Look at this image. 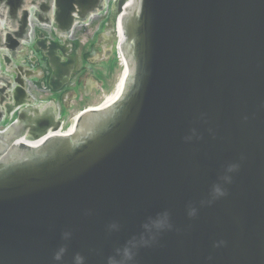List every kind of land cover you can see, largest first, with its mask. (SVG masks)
Segmentation results:
<instances>
[{
  "label": "water",
  "instance_id": "95a60500",
  "mask_svg": "<svg viewBox=\"0 0 264 264\" xmlns=\"http://www.w3.org/2000/svg\"><path fill=\"white\" fill-rule=\"evenodd\" d=\"M104 2L0 0V122L17 113L0 131V264H264V0H115L123 94L53 135L64 122L27 80L50 65L60 91L76 59L64 36L32 45L30 15L65 35Z\"/></svg>",
  "mask_w": 264,
  "mask_h": 264
},
{
  "label": "rangeland",
  "instance_id": "374dc122",
  "mask_svg": "<svg viewBox=\"0 0 264 264\" xmlns=\"http://www.w3.org/2000/svg\"><path fill=\"white\" fill-rule=\"evenodd\" d=\"M114 1L115 0H107V2L111 4V13ZM110 9H105L104 13L96 18L90 26L80 28L81 25H78L76 28L77 37H79V45L83 52L89 51L91 49V43L96 41L100 44V47H103L105 50V55L102 54L101 56L98 55L93 58V64H91L92 69L88 73V79L98 83L89 93L87 92L88 95L84 93L82 87L79 89L78 85L75 84L71 85L69 92H66L64 96L65 99H62V95H64L63 93L65 92L53 93V96L56 97L58 106H60L59 110H61V115L66 121V128L70 127L80 111L101 103L105 98V94L114 90L123 71V66L118 57L117 48L119 37L116 32L115 22L111 19V13L107 16L105 15L107 10ZM98 50L102 51L100 48ZM83 63L86 64L87 61L83 59ZM30 87L32 89V95L36 100L46 99L52 95L46 89L41 88L36 90L34 84L32 86L30 84ZM75 94L77 95L73 96ZM14 120L15 117L3 120L0 122V129H4Z\"/></svg>",
  "mask_w": 264,
  "mask_h": 264
},
{
  "label": "flooded vegetation",
  "instance_id": "af4514ba",
  "mask_svg": "<svg viewBox=\"0 0 264 264\" xmlns=\"http://www.w3.org/2000/svg\"><path fill=\"white\" fill-rule=\"evenodd\" d=\"M80 28H86L84 26H80ZM55 31V28H54ZM100 34V33H99ZM59 37L54 36L53 39L54 40H58ZM72 44H67L66 47L70 48V55H74L75 59H76V64H75V68L73 70L72 73V77L70 79V81L59 91V92H65L63 93V98L65 99V95L66 92H69L71 85L75 84L78 85V88L80 89V87H82V89L84 90V93L86 94L87 92L91 91V84L88 81V73L89 71L92 69L91 64H93V58L97 57L98 55H105V50L103 49V47H100V44L97 43L96 41L91 43V49L90 51H93V53L91 55H86V51H82L80 45H79V37H77V32L76 29H74L73 33H72ZM101 49L102 51L98 50ZM89 52V51H88ZM87 52V53H88ZM83 59L85 61H87V63H83ZM65 61V59L62 60V63ZM52 68L50 67V65H48L46 67V69L43 70H37V72H39L38 77H35L34 80L35 82L33 83L35 86V89H41L43 86V82H45V80L48 79V77H50L51 73H52ZM47 91L52 93H58L55 92L51 86H49L47 88ZM77 94L73 95L76 96ZM59 116L61 117V114L59 112Z\"/></svg>",
  "mask_w": 264,
  "mask_h": 264
},
{
  "label": "bare ground",
  "instance_id": "6f19581e",
  "mask_svg": "<svg viewBox=\"0 0 264 264\" xmlns=\"http://www.w3.org/2000/svg\"><path fill=\"white\" fill-rule=\"evenodd\" d=\"M138 2V0H128V3L126 4L125 7V11H128L130 9H132L136 3ZM116 32L118 34L119 37V42H118V57L119 60L121 62V65L123 66V71L121 73V76L119 78V80L117 81V84L115 85V88L112 92L110 93H106L105 94V98L101 103H98L94 106H90L91 109H105L108 108L111 104L115 103L118 99H120L121 95L123 94L125 85H126V79L128 77V74L131 73V66L129 63V60L126 59L123 51H122V47H121V43L125 40V31L122 25V19L119 18L118 22L116 23ZM13 97V93L10 94ZM89 108V107H87ZM86 108V109H87ZM82 113V112H81ZM79 115V113L76 115L75 119L73 120V123H71L70 127L66 128L63 126L62 128H60L59 132H56V134L53 135H71L74 131H75V123L77 120V116ZM45 139L42 140H34L32 143H30L29 145H27L26 147H30V148H34V147H38L41 143H43Z\"/></svg>",
  "mask_w": 264,
  "mask_h": 264
},
{
  "label": "crops",
  "instance_id": "0c3cea01",
  "mask_svg": "<svg viewBox=\"0 0 264 264\" xmlns=\"http://www.w3.org/2000/svg\"><path fill=\"white\" fill-rule=\"evenodd\" d=\"M88 81H89V83L91 84V88H93V87H96L97 86V83L98 82H96V81H94V80H91V79H88ZM40 101H43V102H41V103H43L42 104V106H41V110L42 109H60V106H58V103H57V101H56V97L55 96H53V95H51L49 98H46V99H42V100H40ZM60 111V114H61V110H59ZM81 112V111H80ZM79 112V113H80Z\"/></svg>",
  "mask_w": 264,
  "mask_h": 264
},
{
  "label": "built area",
  "instance_id": "2783aa9c",
  "mask_svg": "<svg viewBox=\"0 0 264 264\" xmlns=\"http://www.w3.org/2000/svg\"><path fill=\"white\" fill-rule=\"evenodd\" d=\"M31 20L33 22L31 24L30 37L31 39H34L36 37L37 28L39 27L40 24L34 18Z\"/></svg>",
  "mask_w": 264,
  "mask_h": 264
},
{
  "label": "clouds",
  "instance_id": "9594fccd",
  "mask_svg": "<svg viewBox=\"0 0 264 264\" xmlns=\"http://www.w3.org/2000/svg\"><path fill=\"white\" fill-rule=\"evenodd\" d=\"M56 259H60V256H59V255H57Z\"/></svg>",
  "mask_w": 264,
  "mask_h": 264
}]
</instances>
